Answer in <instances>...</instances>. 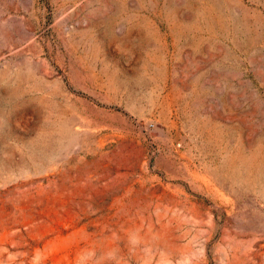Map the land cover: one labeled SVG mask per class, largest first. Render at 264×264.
Listing matches in <instances>:
<instances>
[{"label":"rangeland","instance_id":"obj_1","mask_svg":"<svg viewBox=\"0 0 264 264\" xmlns=\"http://www.w3.org/2000/svg\"><path fill=\"white\" fill-rule=\"evenodd\" d=\"M0 264H264V0H0Z\"/></svg>","mask_w":264,"mask_h":264}]
</instances>
